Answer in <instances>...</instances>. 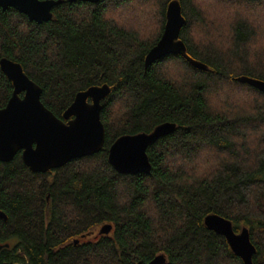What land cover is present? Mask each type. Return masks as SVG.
<instances>
[{"label":"trees","instance_id":"trees-1","mask_svg":"<svg viewBox=\"0 0 264 264\" xmlns=\"http://www.w3.org/2000/svg\"><path fill=\"white\" fill-rule=\"evenodd\" d=\"M63 1L42 24L0 7V60L19 63L60 119L79 92L107 84L106 142L46 173L21 153L0 161V246L10 244L0 264H150L159 255L165 264H245L206 227L209 215L247 228L253 264H264V93L236 80L264 81V21L255 18L264 0H212L225 3L213 13L209 1L178 0L180 38L207 71L177 55L145 67L173 0ZM12 94L0 69V109ZM167 122L177 129L149 146L150 174L114 169L117 139ZM78 236L85 243L75 246Z\"/></svg>","mask_w":264,"mask_h":264},{"label":"water","instance_id":"water-1","mask_svg":"<svg viewBox=\"0 0 264 264\" xmlns=\"http://www.w3.org/2000/svg\"><path fill=\"white\" fill-rule=\"evenodd\" d=\"M97 4L103 0H68ZM63 0H0L3 10L16 9L31 22L42 24L53 18V9ZM186 19L180 1L168 4L164 32L159 42L145 58V67L170 55L181 56L193 67L207 71L208 66L193 59L180 38ZM0 69L12 82L13 94L0 109V161L11 162L22 153L24 164L34 173H46L64 167L69 162L101 152L106 142V128L101 121L102 102L111 93L110 87L92 86L79 92L60 119L41 101L42 88L32 81L23 67L10 59L0 60ZM237 82L247 84L264 93V81L251 77H238ZM23 94V95H22ZM175 123H163L151 133L126 135L117 139L109 150V162L121 174H150L152 166L147 154L149 146L160 138L172 134ZM0 219L7 215L0 210ZM206 227L224 237L232 251L245 264H253L256 247L247 228L236 233L231 221L209 215ZM112 225H104L100 233L109 234ZM4 246H0V251ZM5 247H9L6 245ZM164 255L157 256L150 264H165Z\"/></svg>","mask_w":264,"mask_h":264},{"label":"rangeland","instance_id":"rangeland-1","mask_svg":"<svg viewBox=\"0 0 264 264\" xmlns=\"http://www.w3.org/2000/svg\"><path fill=\"white\" fill-rule=\"evenodd\" d=\"M205 1H209V4L212 5L211 7L209 6V7L211 8V9L209 10L210 13L216 12V11H214V10H215V7L220 8V7H223V6L225 5V3H224V4H223V3H219L218 1H217V2H216V1H212V0H205ZM240 13H241V12H240ZM214 14H215V13H214ZM248 14L251 15L250 12H249ZM242 15H247V13H246V14H242ZM255 18H256L257 21H259V20H263V21H264V13H261V14H259V15L256 14V15H255ZM259 22H261V21H259ZM153 29H154V28H153V25L150 24V26H149V28H148V30H151L150 33L153 31ZM198 30L200 31V34H201V35H199V36H200V40H201V41H204L205 37L203 36V33H201V29H198ZM199 31L196 30V31H195L196 34L199 33ZM173 72H174V71H173ZM173 72H172V73H173Z\"/></svg>","mask_w":264,"mask_h":264},{"label":"flooded vegetation","instance_id":"flooded-vegetation-1","mask_svg":"<svg viewBox=\"0 0 264 264\" xmlns=\"http://www.w3.org/2000/svg\"><path fill=\"white\" fill-rule=\"evenodd\" d=\"M5 75V74H4ZM6 76V75H5ZM8 79V78H7ZM9 80V79H8ZM11 82V81H10ZM12 83V82H11ZM13 85V84H12ZM13 90H14V87H13ZM23 95V94H22ZM21 155H22V153H21ZM72 243L75 245V246H77V245H82V244H84L85 243V239L84 238H82V236H78V237H75L73 240H72ZM17 244V241H15V242H13L12 243V247H14L15 245ZM69 244H71V242L69 243ZM9 245V247H10V244H8ZM9 247H5V245H4V247H3V249H5V248H9ZM2 249V250H3ZM1 250V251H2ZM1 251H0V253H1ZM28 262V261H27ZM28 264V263H27Z\"/></svg>","mask_w":264,"mask_h":264}]
</instances>
